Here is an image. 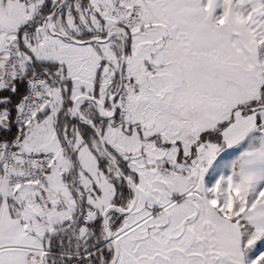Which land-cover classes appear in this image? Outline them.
I'll return each instance as SVG.
<instances>
[{"label":"snow or ice","instance_id":"1","mask_svg":"<svg viewBox=\"0 0 264 264\" xmlns=\"http://www.w3.org/2000/svg\"><path fill=\"white\" fill-rule=\"evenodd\" d=\"M0 264H264V0H0Z\"/></svg>","mask_w":264,"mask_h":264}]
</instances>
